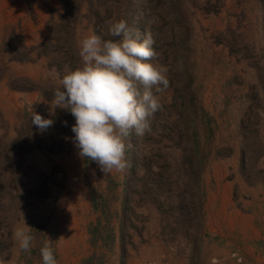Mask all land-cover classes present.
Returning a JSON list of instances; mask_svg holds the SVG:
<instances>
[{"label":"rangeland","instance_id":"obj_1","mask_svg":"<svg viewBox=\"0 0 264 264\" xmlns=\"http://www.w3.org/2000/svg\"><path fill=\"white\" fill-rule=\"evenodd\" d=\"M127 7L169 86L103 173L68 111L44 131L31 114ZM45 243L57 264H264V0H0V264H42Z\"/></svg>","mask_w":264,"mask_h":264},{"label":"clouds","instance_id":"obj_2","mask_svg":"<svg viewBox=\"0 0 264 264\" xmlns=\"http://www.w3.org/2000/svg\"><path fill=\"white\" fill-rule=\"evenodd\" d=\"M111 37L95 33L79 44V66L65 72L49 103L48 117L31 114V124L39 131L54 123L56 108L68 111L78 155L94 161L103 173L126 167V139L150 131V119L160 108L157 95L169 86L168 68L151 62L155 43L150 33L143 37L120 19L109 29ZM138 85L142 86V90ZM14 239L27 252L33 239L24 222L14 229ZM42 264H57L54 249L45 243L40 249Z\"/></svg>","mask_w":264,"mask_h":264},{"label":"trees","instance_id":"obj_3","mask_svg":"<svg viewBox=\"0 0 264 264\" xmlns=\"http://www.w3.org/2000/svg\"><path fill=\"white\" fill-rule=\"evenodd\" d=\"M125 9H126V11H125V13H124V14H125V15H124V18L126 17L125 19H126L127 23L129 24V20H130V17H131V16H130V14H128V11H129L130 8L127 7V8H125ZM98 19H99V18H98ZM97 27H98V26H97ZM186 101L189 102L190 100H186ZM189 107H190V106H189ZM30 124H31V123H30ZM182 135H183V134H182ZM193 135H194V136H193ZM193 135H192L193 138H197L196 130H194ZM195 148H196V147H194V149H195ZM193 154H194V156H195L197 159L200 157V153L197 152V151H196V152H193ZM177 208H179V209H184V210L186 209V207H184V206L181 205V204H179V206H178Z\"/></svg>","mask_w":264,"mask_h":264}]
</instances>
